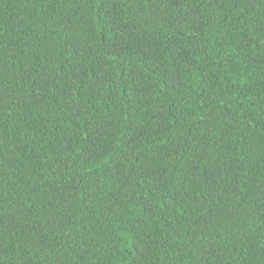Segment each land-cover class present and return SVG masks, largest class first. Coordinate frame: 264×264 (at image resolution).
Segmentation results:
<instances>
[{"label": "trees", "instance_id": "obj_1", "mask_svg": "<svg viewBox=\"0 0 264 264\" xmlns=\"http://www.w3.org/2000/svg\"><path fill=\"white\" fill-rule=\"evenodd\" d=\"M0 264H264V0H0Z\"/></svg>", "mask_w": 264, "mask_h": 264}]
</instances>
